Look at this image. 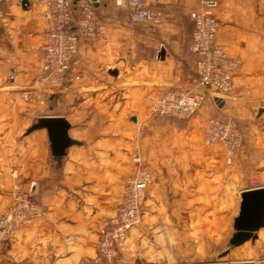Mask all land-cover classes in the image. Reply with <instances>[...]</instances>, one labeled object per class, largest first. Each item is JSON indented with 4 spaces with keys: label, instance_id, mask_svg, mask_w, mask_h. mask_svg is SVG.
Returning a JSON list of instances; mask_svg holds the SVG:
<instances>
[{
    "label": "crops",
    "instance_id": "crops-1",
    "mask_svg": "<svg viewBox=\"0 0 264 264\" xmlns=\"http://www.w3.org/2000/svg\"><path fill=\"white\" fill-rule=\"evenodd\" d=\"M198 3L167 0L164 18L154 24L133 23L127 11L130 23L110 21L118 15L102 3L107 40L94 47L81 42L70 67L79 78L54 95L32 88L43 72L44 6H0V213L17 185L31 189L46 210L16 233L1 264H106L99 230L116 213L137 154L153 182L143 222L117 264H200L201 234H219V223L234 234L241 193L250 178L264 181V0H220L217 11L218 41L241 59L235 81L249 92L240 98L214 92L186 119L157 116L154 100L196 76L199 56L190 45ZM43 116L65 117L79 142L61 164L46 128L27 133ZM211 117L239 124L243 143L231 163L223 143L204 140ZM263 236L261 229L238 248L248 257Z\"/></svg>",
    "mask_w": 264,
    "mask_h": 264
},
{
    "label": "built area",
    "instance_id": "built-area-1",
    "mask_svg": "<svg viewBox=\"0 0 264 264\" xmlns=\"http://www.w3.org/2000/svg\"><path fill=\"white\" fill-rule=\"evenodd\" d=\"M18 1L28 8L37 2L44 6L43 18L47 21L43 53V72L32 83L33 90L45 95L60 94L74 78L70 75L71 62L78 53L81 42L97 46L107 40L106 24L98 6L103 0H0L2 4ZM124 8L133 23H157L165 13L162 5L167 0H114ZM220 0H199L192 10L191 50L199 56L196 76L187 87H175L154 100L153 114L168 118L186 119L194 115L205 99L214 92L240 98L249 91L238 85L235 74L241 59L231 56L219 43L222 26L218 16ZM14 77V71L9 74ZM28 97V95H27ZM204 140L207 144L221 142L231 163L242 146L239 124L234 119L208 120ZM135 171L125 181L122 200L116 213L99 230L97 249L107 262L121 256L130 232L143 221L148 188L153 182L152 173L146 169L142 157H133ZM264 188V181L250 178L246 190ZM44 206L34 198V192L15 187L11 206L0 214V245H7L23 227L45 218ZM225 262V261H224ZM206 264H223L222 260Z\"/></svg>",
    "mask_w": 264,
    "mask_h": 264
},
{
    "label": "water",
    "instance_id": "water-1",
    "mask_svg": "<svg viewBox=\"0 0 264 264\" xmlns=\"http://www.w3.org/2000/svg\"><path fill=\"white\" fill-rule=\"evenodd\" d=\"M27 0H24L26 3ZM46 128L51 140L55 160L61 164L67 148L79 142L69 135L70 123L63 116H43L27 130ZM264 228V188L244 190L241 193L239 214L234 219V234L229 240V247H238L258 238V232Z\"/></svg>",
    "mask_w": 264,
    "mask_h": 264
},
{
    "label": "rangeland",
    "instance_id": "rangeland-1",
    "mask_svg": "<svg viewBox=\"0 0 264 264\" xmlns=\"http://www.w3.org/2000/svg\"><path fill=\"white\" fill-rule=\"evenodd\" d=\"M103 3L110 6L112 8V10L114 12H116L118 15V18H116V16H115V18L111 19V17H110L109 18L110 21L120 22L121 24L130 23L124 15V12L126 14V10L124 11V10H122L123 8H119L116 5H114L112 0H103ZM28 190H30V189H28ZM45 213H46V210H45ZM218 227H219V234H201L202 249H201V262H200V264H206L210 261H215V260H222L223 264H255V263L264 264V236L260 240V246L259 247L253 246L255 248L253 250H255V251L252 252L251 254H249L248 257H246L248 254V250L246 249V250H244V253H242V247H239V248L238 247H232L228 251L227 254L223 255V253L226 252V250H228L227 248L229 247V240L233 234H229V233L227 234V232H225L226 230L223 228L222 223H219ZM262 230H264V229H262ZM15 237H16V234L14 235L13 239L11 240V242L9 244L0 245V257L3 255L9 254V252L13 248V242H14ZM238 249L241 250V252L237 251ZM232 250H234L233 253H232ZM119 257L115 261H112V262L106 261L107 262L106 264H117V260L119 259ZM19 262L20 261L12 260L10 262V264H22ZM0 264H1V262H0ZM81 264H85V263H81Z\"/></svg>",
    "mask_w": 264,
    "mask_h": 264
}]
</instances>
